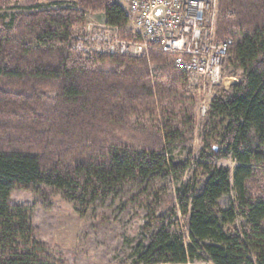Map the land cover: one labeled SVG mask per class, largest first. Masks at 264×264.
Wrapping results in <instances>:
<instances>
[{
	"label": "trees",
	"instance_id": "trees-1",
	"mask_svg": "<svg viewBox=\"0 0 264 264\" xmlns=\"http://www.w3.org/2000/svg\"><path fill=\"white\" fill-rule=\"evenodd\" d=\"M47 1L0 0V264H69L34 222L56 198L114 258L143 221L133 264H264V0H221L224 73L238 83L214 88L199 123L171 56L88 49L95 14L135 38L119 3Z\"/></svg>",
	"mask_w": 264,
	"mask_h": 264
},
{
	"label": "built area",
	"instance_id": "built-area-1",
	"mask_svg": "<svg viewBox=\"0 0 264 264\" xmlns=\"http://www.w3.org/2000/svg\"><path fill=\"white\" fill-rule=\"evenodd\" d=\"M126 10L132 40L104 26L86 37L91 50L109 55L140 57L151 50L171 56L174 66L188 77L190 85L203 84V93L213 95L224 81V61L232 40L216 36L220 0H127ZM202 91V88H199ZM207 107L201 111L205 115Z\"/></svg>",
	"mask_w": 264,
	"mask_h": 264
},
{
	"label": "rangeland",
	"instance_id": "rangeland-1",
	"mask_svg": "<svg viewBox=\"0 0 264 264\" xmlns=\"http://www.w3.org/2000/svg\"><path fill=\"white\" fill-rule=\"evenodd\" d=\"M54 0H48L47 2H52ZM119 3L124 9L128 8L127 0H114ZM220 2L218 4V16H217V25H216V36L217 39L225 40L219 38L218 35V20L220 15ZM104 27L103 17L99 14H95L89 17L83 31L85 35L89 36L92 34L94 29H102ZM118 35L120 34V31ZM120 36V35H119ZM121 38V37H120ZM89 50H91L90 44ZM238 83L237 78L229 77L224 73V81L221 87L224 90H229L230 87ZM203 84L199 83L197 87L190 85V88L194 89V93L198 98V102L195 108L196 121L197 123L201 122L204 117L201 108L209 107V104L213 98V95H207L203 93ZM202 88V91H199V88ZM50 91H54L51 89ZM194 148L197 150L201 146L200 139L197 135L194 140ZM184 158V157H182ZM218 165L227 166L234 168L235 164L232 161L220 162ZM182 182H175V187L178 188ZM33 192L26 190H16L12 194V202L22 204V205H32L33 202ZM55 202L57 203L54 209L46 210L40 206L36 207L34 222L39 226L45 233V240L49 242L51 248L55 250H61L67 254V261L69 264H109V261L115 257V254L108 253L104 254L103 248L94 246L91 241L93 236L88 235L86 230V224L88 220L87 216H82L77 214L73 207L66 203H61L60 198H56ZM180 225L182 231H185L183 217L179 216ZM143 225V221H135L126 228V236L123 239L125 240L124 246H121L120 251H123V256H116L114 258L115 264H133L131 255L134 252V248L137 244L136 232L137 226ZM115 244V243H114ZM195 264H204V263H195Z\"/></svg>",
	"mask_w": 264,
	"mask_h": 264
},
{
	"label": "crops",
	"instance_id": "crops-1",
	"mask_svg": "<svg viewBox=\"0 0 264 264\" xmlns=\"http://www.w3.org/2000/svg\"><path fill=\"white\" fill-rule=\"evenodd\" d=\"M188 264H192V263H188ZM204 264H212V263H204Z\"/></svg>",
	"mask_w": 264,
	"mask_h": 264
}]
</instances>
